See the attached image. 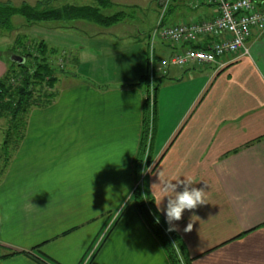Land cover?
<instances>
[{"label":"crops","instance_id":"obj_1","mask_svg":"<svg viewBox=\"0 0 264 264\" xmlns=\"http://www.w3.org/2000/svg\"><path fill=\"white\" fill-rule=\"evenodd\" d=\"M43 1L52 7L95 3ZM165 5L166 24L218 14L214 4L201 0ZM90 24L39 23L45 30L39 40L67 52L75 66L51 104L31 109L10 158L0 155V217L15 205L0 223V264H43L38 258L47 264H170L132 201L144 100L136 83L147 72L145 45L153 26L143 46L138 28L119 46L117 40L95 41L98 33L83 30ZM209 41L204 37L198 44ZM246 44L248 54L169 67L158 80L167 77L155 94L145 146L153 166L145 189L165 222L163 183L191 178V187L206 191L207 204L185 210L173 222L190 264H264V29L254 30ZM178 50L156 42L159 56ZM6 52L0 55V78L14 55ZM118 73L120 84L111 85V75ZM182 190L181 184L177 191ZM193 215L199 220L192 221ZM189 223L192 230L185 232Z\"/></svg>","mask_w":264,"mask_h":264},{"label":"trees","instance_id":"obj_2","mask_svg":"<svg viewBox=\"0 0 264 264\" xmlns=\"http://www.w3.org/2000/svg\"><path fill=\"white\" fill-rule=\"evenodd\" d=\"M94 2V5L52 7L43 0L34 4L22 2L19 5H14L10 1H0V35L3 32L9 33L15 28L12 22L15 15L23 18V21L27 22H24L26 26L61 19H83L103 27L118 23L127 16V12L124 10L111 15H104L103 11L112 6L110 0H94ZM18 38L15 45H18ZM10 48H7L9 52H11ZM20 51L18 55L23 58V61L18 63L8 58L9 67L0 78V118L6 121L2 147L5 150L3 155L6 160L14 153L23 138L29 111L33 107L48 106L53 96H55V92H47V89L52 88L57 79L55 67L50 63V57L54 55L56 50L49 47L43 40H38L33 52L23 46H21ZM136 84L142 87L144 94L147 92L148 77L146 72ZM157 88L158 85L154 87L155 94ZM154 102L152 114L150 115L149 104L147 100H143L142 133L134 165L135 177L139 175L147 144L149 117L152 118L153 122L155 119L156 97ZM147 159H150L149 154ZM132 201L139 215L163 248L169 263L190 264L183 241L173 231H166L169 225L158 214L153 199L149 196L147 190H142L136 186L132 192ZM157 217L159 223H156ZM38 260L43 264H47L39 258Z\"/></svg>","mask_w":264,"mask_h":264},{"label":"built area","instance_id":"obj_3","mask_svg":"<svg viewBox=\"0 0 264 264\" xmlns=\"http://www.w3.org/2000/svg\"><path fill=\"white\" fill-rule=\"evenodd\" d=\"M166 1L162 3L159 18L150 32L146 50L149 85L143 98L149 101L151 109L154 103V80L159 75L165 76L169 67L214 64L227 54H248V37L254 30L264 29V0H201L217 7L218 14L214 18L175 24H166L163 20ZM204 37H209L210 41L202 47L198 42ZM158 40L173 44L180 50L168 56H159L156 53ZM151 134L152 121L147 143Z\"/></svg>","mask_w":264,"mask_h":264},{"label":"rangeland","instance_id":"obj_4","mask_svg":"<svg viewBox=\"0 0 264 264\" xmlns=\"http://www.w3.org/2000/svg\"><path fill=\"white\" fill-rule=\"evenodd\" d=\"M12 1H13L12 3L14 5H19L22 2L33 4L36 0H12ZM69 1H71L72 3L74 1L79 2V3H81L82 1L86 2L84 0H69ZM164 1L165 0H113V2H114L113 6L109 7L108 10H104L103 11L104 15H111V14H113L119 10H124L125 12H127L126 18L124 20L118 22V23H115V24L109 26V27H103V26H100L94 22H91V24L88 27H83V30L89 34L90 33H98V34H93V35L97 36L96 38H99V39H95V41L99 40V41L104 42V40H105L108 42H112V44H113L114 40L115 41L117 40L116 45H118V41H119V46H122V45H125V43L127 41L126 39H129V36L133 35L134 32L137 31V28H138L141 32L140 38H138V40L141 39L140 45L143 46L144 40L146 39V33L149 31V29L155 23L156 19L158 18V14L161 13V7H162V3H164ZM90 2H91V0H87V3H90ZM23 20L24 19L18 15L13 16L12 22L15 25V28L12 31H10L9 33H7V32L1 33L2 35H0V55H2L3 53L5 54L6 49L10 48L12 46V44H14V45L12 48H10L11 52H9V50L7 49V52H6L7 57H9V55L11 53H14V55H18L21 52L20 51L21 46L30 49L32 52L34 51V49L37 45V42L39 40V35L41 33L45 34V30L44 31L40 30L43 27L39 26V24H31V25L26 26V25H24V22L25 23H27V22L23 21ZM101 36H103V38ZM17 38L19 39V42H17L18 45H15ZM148 42L149 41H147V43ZM147 43H146L147 46L145 45V47H146L145 51L147 50V47H148ZM110 49H111V46H110ZM108 50L109 49L107 48L104 52L109 53ZM111 50H113V47ZM66 53L63 51L57 50L54 53V55H52L50 57V63L53 64L52 65L53 67H55V71H56L55 74H56L57 79L55 82L56 83L55 86H53L49 90L47 89V92H53V93L55 92V96H56V92H58L59 89H61L67 85V82H65V80H63V78H65L64 75L65 74L70 75L71 74L70 72L73 70V68L75 66L72 62L71 63L68 62V60H70V58L66 57V55H67ZM73 60L79 62L81 59L79 60L78 57H73L72 61ZM115 62H116L115 58L112 57L110 60V64H112L113 67H115L114 69L117 70L116 65L114 64ZM145 62H144V65H145ZM84 67H85V65H84ZM172 67L173 66H171L170 68H172ZM110 68H111V66H110ZM117 71H119V70H117ZM120 76H121L120 73H118L117 75H111L110 84L111 85H119L120 82H118V81H119V78L121 79ZM79 77L82 79V76L79 75L78 78ZM122 78L125 79L124 77H122ZM161 79L162 78L159 75L154 80V87L156 85H158L157 90H160L163 87V85L165 84V81H167V77H166L165 80H163L161 83H159L158 80L161 81ZM148 85H149V80H148ZM55 96H53L50 104L55 99ZM143 96H144V93H143ZM154 101H155V93L153 94V102ZM147 103L149 104L148 100H147ZM154 104H155V102L153 103V106H154ZM148 109L150 111H152L153 107L151 109L150 106H148ZM28 117H29V113H28ZM2 120H3V124H5L6 121L4 119H2ZM151 121L153 123V120L151 119V117H149L148 125L150 124ZM3 127L4 126L0 125V141H2L4 139V134H5L4 129L5 128L3 129ZM148 130H149V126H148ZM147 134H148V132H147ZM2 146H3V144L1 143L0 144V155H2L3 151H5ZM148 149L149 148L145 149V151H144V156L142 158V164L140 167L139 175H138V177H135V179H136L135 183L137 182L136 186L140 187L142 190H145L146 178L148 177V175L152 169V166H153V162L150 159H147Z\"/></svg>","mask_w":264,"mask_h":264},{"label":"clouds","instance_id":"obj_5","mask_svg":"<svg viewBox=\"0 0 264 264\" xmlns=\"http://www.w3.org/2000/svg\"><path fill=\"white\" fill-rule=\"evenodd\" d=\"M181 184L183 185V190L177 191V187ZM193 184L194 181L191 178H185L183 181H176V183L171 181L165 182L161 186L163 198L167 197L166 208L163 209L166 215V222L169 225L166 231L171 232L179 230L178 227L173 224V222L181 220L182 214L185 210L191 211L196 209L197 206L207 204L206 191L203 188L198 189L196 187H191ZM8 208L9 211H6L4 215L0 217V223H4L10 218V212L14 211L15 205H9ZM194 217L196 220H199V217L193 215L191 217L192 221ZM156 223H159L158 217L156 219ZM191 230L192 223H189L184 231L190 232Z\"/></svg>","mask_w":264,"mask_h":264},{"label":"water","instance_id":"obj_6","mask_svg":"<svg viewBox=\"0 0 264 264\" xmlns=\"http://www.w3.org/2000/svg\"><path fill=\"white\" fill-rule=\"evenodd\" d=\"M11 60L12 61H16L18 63H21L23 61V58L21 56H19V55H12L11 56Z\"/></svg>","mask_w":264,"mask_h":264}]
</instances>
